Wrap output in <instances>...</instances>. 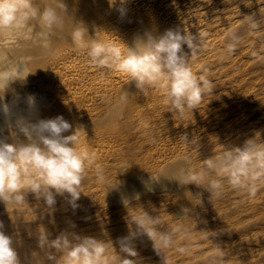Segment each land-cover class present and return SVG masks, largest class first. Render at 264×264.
<instances>
[{"label": "bare ground", "instance_id": "6f19581e", "mask_svg": "<svg viewBox=\"0 0 264 264\" xmlns=\"http://www.w3.org/2000/svg\"><path fill=\"white\" fill-rule=\"evenodd\" d=\"M64 3L71 18L48 47L21 40L7 49L9 57L28 61L30 73L4 93L2 105H7L9 116L0 106V139L11 143L10 132H16V139L25 140L14 125L18 117L36 122L62 116L73 129L83 128L86 136L79 133L77 147L95 152L108 184L117 186L107 189L89 169L75 208L67 194L56 195L52 209L30 192L24 206L0 201V230L13 239L20 264H52L38 246L43 229L49 239L62 231L74 233L75 228L94 229L96 236L89 237L111 241L123 258L118 240L134 229L129 217L140 208L158 218L161 231L181 230L174 245L160 254L146 235L137 237V256L128 257L136 264H264V183L251 196L208 170L210 178L224 184L217 197L195 184L150 178L165 169L166 175H173L178 159L198 172L224 148L239 147L254 137L264 142V0H125L123 16L117 10L120 0L112 6L108 0ZM247 15L257 19L258 30L243 22ZM72 22L83 23L90 37L122 50L123 43L131 45L147 33L162 34L169 28L189 32L200 44L191 67L202 74L203 66L215 88L198 108L178 114L164 104L159 88L141 93L127 84L125 73L90 64L71 42ZM232 29L238 30L240 43L234 54L226 55ZM183 48L189 53L186 45ZM123 88L129 93L126 103L120 102ZM184 135L191 145H184ZM80 210L86 213L79 216ZM180 247L187 251L179 252Z\"/></svg>", "mask_w": 264, "mask_h": 264}, {"label": "clouds", "instance_id": "9594fccd", "mask_svg": "<svg viewBox=\"0 0 264 264\" xmlns=\"http://www.w3.org/2000/svg\"><path fill=\"white\" fill-rule=\"evenodd\" d=\"M115 5L116 0H108ZM117 10L123 16L122 6ZM64 0H0V106L6 118L9 116L7 105H2L5 91L15 81H23L27 72L28 61L23 57L11 58L7 49L19 41H36L48 47L57 31L62 30L66 18H69ZM243 21L251 30H258L260 25L253 15L244 16ZM71 18V17H70ZM71 42L81 48L88 62L98 69H116L128 76L127 84L132 83L141 92L149 88H159L163 93V102L172 111L183 114L198 108L206 93L211 94L213 81L208 78L201 66L197 74L193 71L190 59L200 50L197 36L179 28H169L162 34L147 33L137 38L122 50L112 43L101 42L90 37L83 23H73ZM226 55H232L240 43L237 29L228 33ZM187 46L189 53L184 51ZM129 93L121 90L120 102L126 103ZM31 105L34 100L29 98ZM15 128L25 140L16 139V132H10L11 143L0 139V201L15 206L27 205L25 197L32 193L43 198L48 209L55 206L56 195L67 194L69 204L75 208L79 199L80 188L89 169L93 170L97 180L112 189L117 186L108 184L103 165L98 163L97 154L87 147L80 146L83 128L73 126L62 116L39 119L30 122L23 117L14 121ZM11 128V125H9ZM70 132L71 134L64 135ZM185 146L191 145L187 135L181 136ZM180 138V139H181ZM174 174L166 175L168 169L150 175L152 180L160 177L174 179L182 185L195 184L207 190L210 195L219 197L224 188L222 179L210 178L208 170L217 177L227 178L233 189L246 191L255 196L259 185L264 183V142L255 137L245 140L239 147L224 148L214 158L205 160L200 171L188 168L182 159L174 162ZM127 205V201L124 202ZM141 210L134 218L129 217V233L118 240L119 250L126 254L123 258L117 254L113 243L89 236L60 232L55 239H49L44 229L39 233L38 246L46 253L45 258L52 264H136L128 257H136L133 241L140 235H146L152 242L153 249L160 254L175 243L176 232L161 231L157 217ZM3 225L0 224V229ZM111 247L112 252H109ZM185 253L183 247L178 249ZM223 257V252L218 251ZM0 264H20L13 239L0 230Z\"/></svg>", "mask_w": 264, "mask_h": 264}, {"label": "rangeland", "instance_id": "374dc122", "mask_svg": "<svg viewBox=\"0 0 264 264\" xmlns=\"http://www.w3.org/2000/svg\"><path fill=\"white\" fill-rule=\"evenodd\" d=\"M15 206V205H14ZM86 213L85 210H80L78 212L79 216H82ZM74 234L79 235V236H89L90 234H93L94 236H96V230L94 229H84V228H75L74 229Z\"/></svg>", "mask_w": 264, "mask_h": 264}]
</instances>
